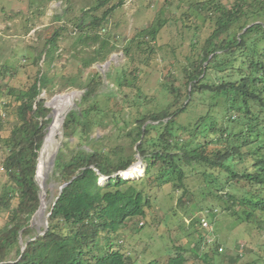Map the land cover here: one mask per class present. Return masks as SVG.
<instances>
[{
    "label": "trees",
    "instance_id": "1",
    "mask_svg": "<svg viewBox=\"0 0 264 264\" xmlns=\"http://www.w3.org/2000/svg\"><path fill=\"white\" fill-rule=\"evenodd\" d=\"M112 1L96 0L89 10L81 8L79 32L73 34L70 47L79 59V72L104 63L115 50L114 42L99 32L124 1L95 15ZM186 3L187 11H181V20L193 21L196 26H186L192 35L183 38L176 49L155 44L169 23L168 18L158 17L163 16V11L122 48L127 60L116 67L122 70L110 78L117 84L118 96L106 97L104 104L100 103L99 83L94 80L101 78L95 71L88 73L90 77H85L84 83L70 82L83 94L77 108L65 115L63 134L71 138L80 136L83 130L87 149L68 150L69 156L63 149L57 151L52 177L60 186H66L50 208L48 228L42 236L36 234L30 222L39 208V188L40 194L46 191L49 147L57 131L56 125L50 128L36 172L37 152L50 123L49 109L38 100L48 77H38V69L20 88L4 87L7 93L4 113L0 114V132L5 130L10 116L13 125L7 137L0 136L5 152L0 165L7 179L0 196V218L6 215L0 227V264H186L182 255L186 250L180 248L165 263L151 256L143 263L123 246L125 230H139L158 221L148 191L166 184L178 193L173 214L188 209L191 216L193 212L200 213L191 221L189 228L193 231L188 235L198 238L196 255L204 264L224 255L229 264H236L247 253L255 256L247 264H260L257 253L263 252L264 244L253 252L238 245L228 249L217 238L213 224L218 212L222 216L218 224L226 220L224 227L243 223L247 226L257 217L264 220V0ZM197 27L209 30L203 43L196 38ZM56 33L46 36V61L56 51ZM185 42L188 46L182 53ZM133 44L139 54L148 49L144 57H159L163 63L165 76L158 81L159 97L144 92L139 85L143 60L133 64ZM165 52L170 53L162 59ZM177 53H182L180 59ZM146 59L145 66L149 64ZM129 66L132 79L124 69ZM72 96L56 100L55 113L70 106ZM11 106L15 107L9 112ZM104 118L114 121L118 132L124 134L123 142L110 146L107 152L96 145L113 137L93 138L89 133ZM124 143L130 146V152ZM69 144L67 140L65 148ZM135 155L145 163L144 174L131 181L115 176L136 162ZM100 177L112 178L99 185ZM40 211L43 213L42 200ZM203 222L207 228L202 227ZM201 230L210 241L202 239ZM187 232L183 228L181 236ZM26 237V248L21 253L19 242ZM201 245L211 251L210 255L198 254Z\"/></svg>",
    "mask_w": 264,
    "mask_h": 264
},
{
    "label": "rangeland",
    "instance_id": "2",
    "mask_svg": "<svg viewBox=\"0 0 264 264\" xmlns=\"http://www.w3.org/2000/svg\"><path fill=\"white\" fill-rule=\"evenodd\" d=\"M95 1L43 0V3H35L34 0H0V87H2L0 88V114L4 113L3 103L6 99L5 94L7 93L4 87L6 85L20 88L28 80L26 78L29 76L34 77L38 69H40L38 77L42 74H46L48 77V82L44 90L41 89L38 100L44 101V106L49 109L47 117L50 118V123L46 125V135L41 148L37 152L36 171L38 161L44 148V142L50 128L53 125L57 126L54 143L49 147L48 156L50 162L45 181L46 191L40 194L41 191L39 188V196H41L39 208L30 222V227L34 228L38 235H40L45 228L47 215L61 187V183L59 184V181L52 177L57 151L63 149L65 155L69 156L68 150L70 153L74 149L86 148L83 143L85 134L83 130L80 136L75 135L71 138L65 137L63 134L65 115L77 108V103L80 102L83 94L80 88H77L76 85H70V82L73 80L77 84L84 83L85 77H90V75H88L89 72H97L101 78V80H99V78L94 80L99 83L98 100L101 104H104L106 97L118 96L119 94L117 84L112 82L110 78L116 76V71L122 70L116 67H119V65L127 60V56L122 52V48L129 40L135 38L139 31L151 24L159 11H163L164 14L158 17L161 19L168 18L169 23L167 25L165 24L159 33L155 43L156 46L162 45L168 49H176L183 38L187 39L192 35V31L186 26H196L193 21L183 22V20H181V11H187V0L183 2L182 0H123V4L115 8L112 15L108 17V24L105 29L99 32L101 37H109V41L114 42L115 50L104 63L94 64L89 69H85L84 72H79V67L81 66L79 59L75 58L76 52H74V49H70L73 41L72 36L74 33L79 32L77 26L81 21V8L87 11L93 7L92 5ZM118 2H120V0L110 2L106 7L99 9L95 15L100 16L106 8ZM96 4L95 2V5ZM54 16H58L59 19H53ZM200 23L202 24V22ZM56 28H58V30H56ZM56 32H58L56 37V51L53 53L52 59L46 61V52L45 50L43 51L46 36H54V34H57ZM208 36L209 30L206 27H197L196 38L199 39L200 43H203L204 39ZM187 46L188 43L185 42L181 49L182 53H185ZM147 50L148 49L142 54L147 53ZM139 52V49L133 44L130 49V54H132L134 58L133 64H138V59L143 60L142 64H140L142 70L140 72L142 75L139 80V85L144 92L148 94H157L156 96L159 97L160 87L158 81L165 76L162 70L163 63L159 57L154 59L147 58L144 57L145 55L139 54ZM41 53L42 56L40 57L39 55ZM169 53L170 52H165L161 54L162 59H164L166 55H169ZM182 53H177L178 59H180ZM143 58H147L146 60L149 61L148 65L145 66ZM124 69L127 72L126 76L132 79L130 76L131 66ZM69 95H73V101L70 106L63 109L57 108L59 111L55 113L54 108L56 109L57 107L56 100ZM10 100L13 101L12 99ZM13 107L15 106H11L8 111L10 112ZM79 107L83 106L80 105ZM34 109H36V106H34ZM12 120L10 116L9 123L5 124V130L0 132V136L3 135L7 137L9 135L13 125ZM39 120L42 123V120ZM89 133L93 138L96 137L101 139L103 136L113 137L112 140H109L110 144L107 140L105 142L101 141L96 145L99 148H104V152H107L110 146L113 147L121 144L124 140V134L118 132L114 121H111L109 118L101 119V121L95 123ZM67 140H69L70 144L65 148ZM123 146L127 147V151L130 152V146H128V144L124 143ZM4 157L5 152L0 145V164ZM135 158V163L139 162L141 164V169L139 171H134V176L131 177H125L123 175L124 173L120 174L123 179L128 181L137 180L144 174L145 163L139 155H135ZM6 180L0 165V196ZM103 183L104 181L101 182V185ZM190 184H194V182L190 181ZM37 185L39 187L38 182ZM173 192L169 184L148 191V198L151 199L154 204L152 212L157 216L158 221L152 225L148 224L146 226H141L139 230H137V228L125 230L123 246L126 247L127 252H131L134 258L144 261L143 263H145L146 260H150L148 256H151L152 260L165 263L168 257L176 253L177 248H180L182 251L186 250L182 252V255L186 258V264H204L196 255L198 249L196 246L198 243L195 242L198 238L194 234L191 236L188 235V233L192 234L193 231L189 228L191 221H194L200 213L199 211L193 212L191 216V209H188L185 212L182 211L179 214H173L172 208L176 206V195L178 196L177 192ZM41 200L43 202V213L40 211ZM14 203L15 200L12 201V204ZM5 217L6 215L4 214L0 218V227L4 224ZM220 218H222V216L218 212L213 224V229H216L218 232L216 234L217 238L219 241L224 242L228 249L235 248V246L238 245L253 252L255 248L264 244V220L261 217H257L249 222L247 226H244L246 223H243L238 227H224L226 226L224 225L226 220L218 224ZM208 220L212 224V218L208 217ZM228 222L230 221L228 220ZM195 227L196 224H194V229ZM202 227L207 228L208 225L204 226L202 223ZM183 228L188 229L185 237L181 236V230ZM201 233L204 241L211 240V238L206 237L208 235H203L204 232L202 230ZM26 239L27 237L20 239L19 246H21V251L23 246H25L24 242ZM202 247L203 245L199 247L198 254L201 256L205 254L210 255L211 251ZM224 256L214 257L209 264H229ZM11 257L12 256H10L9 259ZM257 257L260 260V264H264V250L262 253L258 252ZM253 259H255L253 254H243L240 261L236 264H247V262H251Z\"/></svg>",
    "mask_w": 264,
    "mask_h": 264
},
{
    "label": "water",
    "instance_id": "3",
    "mask_svg": "<svg viewBox=\"0 0 264 264\" xmlns=\"http://www.w3.org/2000/svg\"><path fill=\"white\" fill-rule=\"evenodd\" d=\"M111 178H112V177H101L100 179H101L102 181H105V180H106V181H109ZM35 179H36V177H35ZM65 186H66V185H63V186L60 187L58 196L61 194L62 189H63ZM58 196H57V198L55 199V201L58 199ZM39 199H40V196H39ZM55 201H54V202H55ZM53 204H54V203H53ZM36 213H37V212H36ZM36 213H35V214H36ZM49 216H50V213L47 215V218H48ZM47 228H48V224H47V222H46V225H45V228H44L43 232L40 233L41 236L44 235V233H45V231L47 230ZM34 239H36V238H34ZM34 239H33V240H34ZM25 248H26V245L23 246V249H22L21 253L24 252Z\"/></svg>",
    "mask_w": 264,
    "mask_h": 264
},
{
    "label": "bare ground",
    "instance_id": "4",
    "mask_svg": "<svg viewBox=\"0 0 264 264\" xmlns=\"http://www.w3.org/2000/svg\"><path fill=\"white\" fill-rule=\"evenodd\" d=\"M131 169H132V172H131ZM141 169V164L138 162V163H135L134 165H132L131 167H129L127 170L125 171H122L120 174H123L125 177H128V176H134L133 172L134 171H139ZM37 172V171H36Z\"/></svg>",
    "mask_w": 264,
    "mask_h": 264
},
{
    "label": "clouds",
    "instance_id": "5",
    "mask_svg": "<svg viewBox=\"0 0 264 264\" xmlns=\"http://www.w3.org/2000/svg\"><path fill=\"white\" fill-rule=\"evenodd\" d=\"M133 165H134V164H133ZM121 172H122V171H121ZM121 172L117 173L115 176H118L119 178H122L121 175H120ZM100 178H101V177H100ZM122 179H123V178H122ZM123 180H125V179H123ZM105 181H106V180H105ZM105 181H104V182H105ZM101 182H102V180L99 179L98 184L101 185ZM206 224H207V223H206Z\"/></svg>",
    "mask_w": 264,
    "mask_h": 264
},
{
    "label": "built area",
    "instance_id": "6",
    "mask_svg": "<svg viewBox=\"0 0 264 264\" xmlns=\"http://www.w3.org/2000/svg\"><path fill=\"white\" fill-rule=\"evenodd\" d=\"M203 225H204V226H207V224H206L205 222H203Z\"/></svg>",
    "mask_w": 264,
    "mask_h": 264
}]
</instances>
